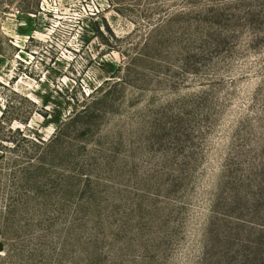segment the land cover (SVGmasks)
I'll list each match as a JSON object with an SVG mask.
<instances>
[{"label":"rangeland","instance_id":"obj_1","mask_svg":"<svg viewBox=\"0 0 264 264\" xmlns=\"http://www.w3.org/2000/svg\"><path fill=\"white\" fill-rule=\"evenodd\" d=\"M0 243L264 264V0H0Z\"/></svg>","mask_w":264,"mask_h":264},{"label":"trees","instance_id":"obj_2","mask_svg":"<svg viewBox=\"0 0 264 264\" xmlns=\"http://www.w3.org/2000/svg\"><path fill=\"white\" fill-rule=\"evenodd\" d=\"M87 113L88 112L86 110H83L80 113H77V112L73 113V115L69 116L67 124L71 123L72 121H74L75 119H77L79 117H82L83 115H86ZM84 117H87V116H84ZM60 132H61V130L60 131L58 130V135H55L52 139H50L48 141H44L42 139H35L33 141V144L36 147V150H38V152L36 154V159L39 160V162H38L39 164L43 163V161H42L43 157H42L41 151L44 152V151H46V149L50 148L51 145H53V143H55L57 141ZM10 212L13 213V211H11V209L8 211V213H10ZM3 252H4V247H3L2 243H0V253H3Z\"/></svg>","mask_w":264,"mask_h":264}]
</instances>
